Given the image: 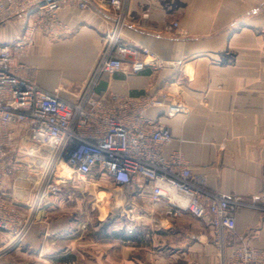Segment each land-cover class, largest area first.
I'll list each match as a JSON object with an SVG mask.
<instances>
[{"label": "crops", "instance_id": "crops-1", "mask_svg": "<svg viewBox=\"0 0 264 264\" xmlns=\"http://www.w3.org/2000/svg\"><path fill=\"white\" fill-rule=\"evenodd\" d=\"M263 6L264 0H124L121 42L147 46L172 64L134 73L126 61L121 70L103 74L96 88L106 100L117 92L133 96L167 93L173 100L183 101L187 113L169 116L164 106H154L147 112L149 118L173 132L169 147L184 152L192 170L206 176L211 190L243 196L262 206L264 37L259 27ZM60 15L68 31L59 38L38 32L23 61L34 68L39 84L59 86L64 98L76 101L104 50L115 19L98 10L76 7ZM174 21L179 25L170 28ZM20 33L16 21L0 26V42L12 43ZM25 171L8 178L1 193L23 209L29 206L33 194L29 198L25 191L34 180ZM91 181L96 188L97 206L109 211L106 196L110 181ZM66 184L72 186L69 201L75 196L79 207L85 199V183L72 177ZM149 189L139 198L144 203V229L156 230L158 236L155 244L145 243L148 238L144 237L145 260L153 257L163 264H193L199 256L203 264L216 263L209 221L189 212L179 217L166 214L165 204L151 202ZM65 190L46 199L24 245L0 258V264L80 260L87 253L83 248L86 245L93 246L91 253L99 254L98 262L115 259L116 239H108L107 243L101 238L69 239L83 228L53 221L62 209L60 198L67 193ZM181 229L189 230V235L178 239L166 235L180 234ZM236 232L249 246L264 248V211L240 210ZM67 253L74 256L68 257Z\"/></svg>", "mask_w": 264, "mask_h": 264}, {"label": "built area", "instance_id": "built-area-1", "mask_svg": "<svg viewBox=\"0 0 264 264\" xmlns=\"http://www.w3.org/2000/svg\"><path fill=\"white\" fill-rule=\"evenodd\" d=\"M123 3L0 0V26L16 21L21 28L12 43L0 42V258L21 248L46 199L62 191L68 178L56 172L57 164L64 163L83 183L93 178L110 181L107 222L141 217L138 212L144 211V203L139 198L149 186L151 202L165 204L166 214L179 217L189 212L209 221L217 264H264V248L249 246L236 232L240 210L264 211V206L243 196L211 190L206 176L192 170L184 152L169 147L174 139L171 129L147 115L154 106L166 107L169 116L187 113L188 106L167 93L133 96L115 92L109 100L98 93L101 76L121 70L126 61L134 73L172 64L147 46L121 42ZM72 7L98 10L115 19L76 101L64 98L59 86L39 84L34 68L23 61L38 32L54 38L68 31L60 14ZM261 14L259 32L264 37V6ZM178 25L174 21L170 28ZM22 140L48 148L51 157L27 209L1 196L8 178L33 169V154L22 146Z\"/></svg>", "mask_w": 264, "mask_h": 264}, {"label": "rangeland", "instance_id": "rangeland-1", "mask_svg": "<svg viewBox=\"0 0 264 264\" xmlns=\"http://www.w3.org/2000/svg\"><path fill=\"white\" fill-rule=\"evenodd\" d=\"M24 144L25 147H28L29 149L28 151H31L33 154L31 156V159L33 160V169L25 171L26 173L32 174L31 176L34 177V180H32L30 183L31 189L30 187H28L29 189L27 188L25 191L26 195H28V197L30 198L31 195L35 192L36 188L38 187L40 183V176L44 171L46 164L50 161L51 157H50V153H48V148L39 147L38 145H34V144H27L25 142H23L22 144L23 147ZM30 149H34V150H30ZM55 165H56L55 161H53L52 167L53 166L55 167ZM57 166L59 167V170H57L56 172L57 175L65 176L68 179L74 177L72 171L64 163L57 164ZM82 187H83L82 189L84 190L85 199L83 203H81V205H79L78 207L75 201V196L73 197L72 201H69L70 198H68V195L71 194L70 193L71 191H69V189H71L72 186L68 184L64 185L63 189L65 188L66 189L65 191H67V193L65 192V196H62L60 198V200H62L61 203L62 209H59L58 214H56V216H53V221L55 222L56 220L57 221L56 223H60L62 224V226L69 225V226H79L80 228H83V230H81L78 234L71 236L69 239H80V240L88 241L91 240L92 238H101L102 242H106V243L109 241L108 239H116L117 241L116 257L115 259L111 258L112 260H107L103 258L101 261L98 262L96 255L99 254L91 253V251L93 250V246L86 245L83 248L87 253H83L78 258L80 260L73 258H70L67 262H64V260L63 261L55 260L54 262H52V264H163V263H158L157 259L153 257H150L147 260H145L144 255L146 254H144V239L148 238L147 242L145 241V243L152 242L155 244L158 235L156 234V230L144 229V211L138 212V215L140 214L141 217H139L138 219H134L132 221L127 219V221L125 222L123 221H117L118 223L107 222L108 208L104 209L102 206H97L96 204L97 195L95 194L96 188L92 183V181L86 182L85 184L82 185ZM101 194L103 195V193ZM37 219H38V215L36 221ZM35 223L33 224V226L35 225ZM112 225H115V227L113 228ZM33 226L30 232L32 231ZM127 226L131 229V231H129ZM123 229L126 231H123ZM166 235L168 238L178 239L181 236L182 237L188 236L189 230L181 229L180 234L177 233L176 235L170 233ZM209 235H211V232H209ZM210 238L213 239V233ZM15 250L11 251L10 254ZM101 251L104 252L105 250H101ZM215 253L217 260L215 258L216 263L214 264H217L218 263L217 248ZM10 254L5 255L3 258L8 257ZM66 255L68 257L74 256L73 253H67ZM41 263L48 264L50 262L41 261ZM203 263L204 262L202 260H199V256H198L197 261H194L193 264H203Z\"/></svg>", "mask_w": 264, "mask_h": 264}, {"label": "trees", "instance_id": "trees-1", "mask_svg": "<svg viewBox=\"0 0 264 264\" xmlns=\"http://www.w3.org/2000/svg\"><path fill=\"white\" fill-rule=\"evenodd\" d=\"M123 231H126V230L123 229ZM126 233H127V232H126ZM127 236H129V235H127Z\"/></svg>", "mask_w": 264, "mask_h": 264}, {"label": "bare ground", "instance_id": "bare-ground-1", "mask_svg": "<svg viewBox=\"0 0 264 264\" xmlns=\"http://www.w3.org/2000/svg\"><path fill=\"white\" fill-rule=\"evenodd\" d=\"M32 153V152H31Z\"/></svg>", "mask_w": 264, "mask_h": 264}]
</instances>
